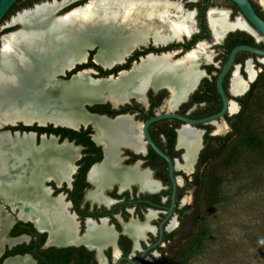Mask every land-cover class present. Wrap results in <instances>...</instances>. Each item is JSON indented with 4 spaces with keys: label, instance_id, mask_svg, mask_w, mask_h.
Returning <instances> with one entry per match:
<instances>
[{
    "label": "flooded vegetation",
    "instance_id": "af4514ba",
    "mask_svg": "<svg viewBox=\"0 0 264 264\" xmlns=\"http://www.w3.org/2000/svg\"><path fill=\"white\" fill-rule=\"evenodd\" d=\"M53 1L62 0H18L1 21L0 40L7 33L19 30L18 25L3 27L15 14ZM67 1L69 4L60 8L59 14L85 5L89 0ZM168 1L178 3L180 8V13L175 16L180 20L174 27L178 36L164 44H155L148 37L120 62L109 65L96 61L98 47L86 49L82 61L75 62L71 69L61 68V72L54 74L52 82L65 85L79 74L86 75L88 80L114 81L121 73L131 72L149 55H169L167 62L184 61L186 64L194 53L196 79L191 86H180L183 95L177 104L173 101L172 88L161 84L145 88L139 97L129 92L120 98L107 92L86 98L78 111L86 122L79 119L62 125L35 120L25 124L18 120L0 127V135L12 145L25 138L29 141L36 164L30 169L32 174L29 176L22 170L24 178L33 180L35 189L42 191L47 200L57 202L59 220L64 218L73 227L71 238L58 234L59 239H56L57 234L47 218L45 220L27 200L20 205L24 198L18 190H8L0 185V222L2 218L5 222L0 231V264L23 259L27 264H170L195 232L191 217L197 206L193 185L196 168L207 157L208 147L214 145L209 138L225 134L215 135L217 125L221 123L219 120L194 125L180 118L196 121L219 113L222 101L216 83L229 53L241 45L264 51V38H257L248 28L230 27L241 18L239 9L235 11L236 5L230 1L220 0L225 8L211 7L213 0ZM249 1L264 17L259 0ZM192 8L195 11H190ZM217 10L227 11L225 21L229 29L215 38L208 14ZM185 13L191 15L184 17ZM168 23L171 24L169 20L158 22L154 28L164 37L172 36ZM152 29V26L148 28ZM258 59L246 52L237 53L223 79L225 96L228 101L238 104L237 113L240 100L248 95L264 68ZM248 64L254 72L253 78L256 76L254 80L248 77ZM234 72L245 86L250 82L243 95L232 93ZM237 113L226 111L223 119L228 128L226 118ZM97 122H103L106 132H111L109 142L100 138L102 131ZM183 128L193 129L200 136L199 148L190 157V168L186 166V148L180 141ZM8 152L13 155L12 151ZM3 154L0 149V174L6 171ZM46 156L57 157V165L47 160L51 164L44 163ZM105 163L112 164L111 172L114 173L106 176L107 181L102 183V174H92ZM17 171L19 169L9 167L7 173ZM135 175L153 187L141 188L138 182H133L138 180L133 179ZM4 199H10V202ZM36 218L40 219L41 225H37ZM96 227H104L109 236L91 238L88 230H96Z\"/></svg>",
    "mask_w": 264,
    "mask_h": 264
},
{
    "label": "bare ground",
    "instance_id": "6f19581e",
    "mask_svg": "<svg viewBox=\"0 0 264 264\" xmlns=\"http://www.w3.org/2000/svg\"><path fill=\"white\" fill-rule=\"evenodd\" d=\"M67 4H69L67 0L38 4L34 8L17 13L7 22L5 28L15 27V25L20 28L15 32L7 33L0 40V127L14 124L18 120L25 124H31L35 120L39 123L48 120V122L62 123V125L79 119L86 122L78 112L86 98H95L107 92L119 95L120 98L127 96L129 92L139 97L142 96L141 93L145 88L161 84L172 88L173 101L177 104L180 96L183 95L180 86L193 84L196 79L193 74L194 53L185 61L186 64H183L184 61L167 62L166 58L169 55L162 57L149 55L131 72L121 73L114 81L88 80L86 75L79 74L68 84L53 83L54 74L61 72V68H70L75 62L82 61L83 52L86 49L98 47L96 61L109 65L120 62L124 55L141 46L148 37H151L155 44H164L179 35L174 32V27L180 20L175 17L180 13L176 2L89 0L85 5L66 12V15L59 14V9ZM259 5L264 9V0H259ZM190 15L191 13H185L183 16ZM208 15L214 27L215 38L229 29L225 21L227 11H210ZM155 20L160 22L169 20L171 24L168 23L167 26L173 32L172 36H162L154 28ZM151 26L153 29L148 30ZM232 26L248 28L241 18H238L230 27ZM246 71L248 77L252 79L254 72L250 70L249 64ZM244 90L245 84L234 72L232 93L239 95ZM235 111V105L231 104L229 112ZM97 123L102 131L100 138L109 142L108 136L110 138L111 132H106V125L103 122ZM224 131V126L217 125L216 133ZM180 141L186 148L185 161L186 166L190 168V157L194 150L199 148V133L193 129L183 128L180 131ZM0 149L2 154L5 152L2 155L4 160H2L5 162L4 169H6L0 174L2 188L18 190L24 198L23 203L20 201V205L23 206L27 200L45 217V220L47 218L46 221L51 222L54 233L57 234L56 239H59V235L71 238L73 227L68 220L64 218L59 220L58 203L47 200L42 191L35 189L33 180L24 178L22 170H25L28 173L26 175L29 176L30 173L32 174L30 169L36 164L34 157L31 156L33 150L29 141L25 138L21 143L12 145L4 135H0ZM8 151H12L13 155L10 156ZM44 159L47 165L51 163L46 160L53 161V164L57 165V157L46 156ZM111 165V163H105L100 170L94 169L92 175L100 173L102 174L100 181L106 182L108 179L106 176L114 173L111 172ZM9 167L19 171L7 173ZM134 178L137 176L135 175ZM137 179L133 182H138L141 188L153 187L144 179ZM4 200L10 202V199ZM20 216H23L22 211ZM35 222L41 225L40 219L36 218ZM4 223L2 218L0 231ZM88 235L96 240V238L109 236V232L104 227H100L96 230L89 229ZM25 261V259L9 261L7 264H27Z\"/></svg>",
    "mask_w": 264,
    "mask_h": 264
},
{
    "label": "rangeland",
    "instance_id": "374dc122",
    "mask_svg": "<svg viewBox=\"0 0 264 264\" xmlns=\"http://www.w3.org/2000/svg\"><path fill=\"white\" fill-rule=\"evenodd\" d=\"M252 102L251 130L264 138V88L255 92ZM239 153L229 168L219 172V206L205 220L203 252L188 264H264V151Z\"/></svg>",
    "mask_w": 264,
    "mask_h": 264
},
{
    "label": "trees",
    "instance_id": "16d2710c",
    "mask_svg": "<svg viewBox=\"0 0 264 264\" xmlns=\"http://www.w3.org/2000/svg\"><path fill=\"white\" fill-rule=\"evenodd\" d=\"M257 15L264 19L259 8L254 6ZM235 11H238L235 6ZM248 37V36H247ZM250 41H253L249 37ZM264 88V68L258 74L250 87L248 95L240 100V111L226 118L229 124V132L223 137L209 138L214 141L207 149V157L196 168L193 185L195 186L194 201L197 204L196 212L191 217L195 232L188 241L180 248L176 257L170 264H188L191 259L199 256L207 241V228L204 226L209 214L219 206L221 181L219 172L227 169L239 156L242 149L256 152L264 151V138L259 137L251 130L249 118L252 110V100L257 90ZM251 182H248V186Z\"/></svg>",
    "mask_w": 264,
    "mask_h": 264
},
{
    "label": "water",
    "instance_id": "95a60500",
    "mask_svg": "<svg viewBox=\"0 0 264 264\" xmlns=\"http://www.w3.org/2000/svg\"><path fill=\"white\" fill-rule=\"evenodd\" d=\"M17 1L18 0H0V24H1V21L3 20V18L5 17V15L7 14V12L10 10V8ZM209 1L210 0H208V2ZM227 1H230L237 6V8L239 9V12L241 14V18L246 23V25L248 26V28L250 29L252 34L254 36H256L257 38L262 40V38H264V20L261 19L256 14V12L254 11V8L252 7V4L250 3V1L249 0H227ZM223 3L224 2H222L220 0H213V5L223 6ZM67 13H65L64 15H66ZM3 26H4V24H3ZM7 28H10V27H7ZM252 34H250V35H252ZM239 52H246V53H249L252 55H256L259 58L258 59L259 62L264 63V51H262V50H258L256 48L246 46V45H241V46H237V47L233 48L231 50V52L229 53L227 61L224 65L222 71L220 72L218 78H217V83H216L217 90H218V93H219V95L221 97V101H222V109L220 110V112L213 115V116H210L208 118L201 119V120L195 121V120H188V119L180 118L181 120H183L184 122L194 124V125L202 124V123H215L217 120H219L221 122L220 125L225 127V131L223 133H215V135H217V134L220 135V134L226 133L227 129H229V128H228L226 122L224 121L223 116L225 115L226 111L229 110L231 104L235 105V107H236L235 113H237V111L239 110V106L235 101H232V100L228 101L227 100L225 93H224V90H223V87H222V82H223L225 75L230 70L236 54ZM249 83L250 82H247L244 92L242 94H239V95H243L249 89ZM82 104L84 105L85 103H82ZM170 116L173 117V115H170ZM170 116H165V117H170ZM197 153H198V151H197ZM173 185H174V183H173Z\"/></svg>",
    "mask_w": 264,
    "mask_h": 264
}]
</instances>
